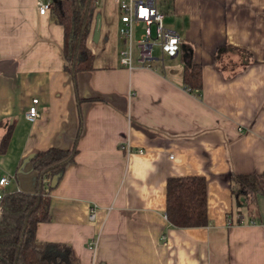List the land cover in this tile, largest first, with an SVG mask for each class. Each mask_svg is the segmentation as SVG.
I'll list each match as a JSON object with an SVG mask.
<instances>
[{
    "label": "crops",
    "instance_id": "obj_1",
    "mask_svg": "<svg viewBox=\"0 0 264 264\" xmlns=\"http://www.w3.org/2000/svg\"><path fill=\"white\" fill-rule=\"evenodd\" d=\"M35 1L0 0V176L10 178L0 192L34 191L32 154L75 153L34 239L67 246L78 264H264V196L230 185L264 174V0H154L178 51L163 62L156 48L129 68L118 62V19L111 30L116 0H96L91 69L73 77L62 29ZM188 63L200 68L198 90L181 84ZM186 176L204 180L207 221L172 228L164 184Z\"/></svg>",
    "mask_w": 264,
    "mask_h": 264
},
{
    "label": "trees",
    "instance_id": "obj_2",
    "mask_svg": "<svg viewBox=\"0 0 264 264\" xmlns=\"http://www.w3.org/2000/svg\"><path fill=\"white\" fill-rule=\"evenodd\" d=\"M96 0H51L48 10L51 20L62 29L61 58L63 71L73 77L91 69L92 57L85 43ZM222 46L220 50L230 49ZM219 51V49H217ZM181 84L188 89L200 88L198 64H184ZM0 141V150L4 146ZM75 146L68 150L49 148L28 157L35 173L33 192L12 191L0 198V264H78L63 244L37 242L34 226L47 218L49 182L61 177L71 162ZM235 185L243 195L264 196V174L233 175ZM164 217L172 228L202 227L206 224L205 186L202 177L168 178L164 184Z\"/></svg>",
    "mask_w": 264,
    "mask_h": 264
},
{
    "label": "built area",
    "instance_id": "obj_3",
    "mask_svg": "<svg viewBox=\"0 0 264 264\" xmlns=\"http://www.w3.org/2000/svg\"><path fill=\"white\" fill-rule=\"evenodd\" d=\"M36 13L43 15L48 13L51 1L36 0L34 3ZM116 11L118 12L117 34L122 41V48L117 51L118 62L123 68H129L132 59L136 64L146 66L152 58V49L157 48L160 55L174 57L178 51V40L176 36L162 24V14L156 10L154 0H116ZM188 90V88H185ZM32 106L24 112V118L32 122L37 113L31 100ZM142 151L136 150L141 154ZM10 178L0 176V189H2ZM2 193L0 192V198ZM95 207L90 206L87 219L93 221ZM93 243L87 244L91 248Z\"/></svg>",
    "mask_w": 264,
    "mask_h": 264
},
{
    "label": "rangeland",
    "instance_id": "obj_4",
    "mask_svg": "<svg viewBox=\"0 0 264 264\" xmlns=\"http://www.w3.org/2000/svg\"><path fill=\"white\" fill-rule=\"evenodd\" d=\"M110 13H111V16H112V22H111V25H112L111 27H112V28H111V30H113V29L116 30L117 27H115V25H114L115 28L113 27V22L115 23V21L118 19V15H117L116 12H115V14H114V12H110ZM152 55H155V56H158V57H159L158 52H157V50H156L155 47L153 48ZM165 60H167V58H165V57L163 56L162 61L164 62ZM237 188H238V187L235 186V187H234V190L237 191V190H238Z\"/></svg>",
    "mask_w": 264,
    "mask_h": 264
},
{
    "label": "water",
    "instance_id": "obj_5",
    "mask_svg": "<svg viewBox=\"0 0 264 264\" xmlns=\"http://www.w3.org/2000/svg\"><path fill=\"white\" fill-rule=\"evenodd\" d=\"M97 23H98V19H94V23H93V31H92V38L94 37V36H96V30H97ZM54 182H55V177L54 178H52L51 180H50V185L49 186H53L54 185Z\"/></svg>",
    "mask_w": 264,
    "mask_h": 264
}]
</instances>
